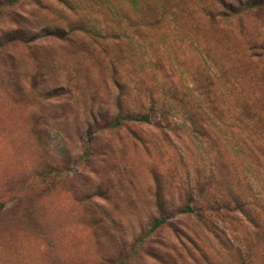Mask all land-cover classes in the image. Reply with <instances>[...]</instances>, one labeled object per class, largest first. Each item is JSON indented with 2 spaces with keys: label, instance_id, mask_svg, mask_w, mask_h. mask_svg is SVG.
<instances>
[{
  "label": "rangeland",
  "instance_id": "rangeland-1",
  "mask_svg": "<svg viewBox=\"0 0 264 264\" xmlns=\"http://www.w3.org/2000/svg\"><path fill=\"white\" fill-rule=\"evenodd\" d=\"M0 264H264V0H0Z\"/></svg>",
  "mask_w": 264,
  "mask_h": 264
},
{
  "label": "trees",
  "instance_id": "trees-1",
  "mask_svg": "<svg viewBox=\"0 0 264 264\" xmlns=\"http://www.w3.org/2000/svg\"><path fill=\"white\" fill-rule=\"evenodd\" d=\"M263 1V0H262ZM252 4H254V2H252ZM134 120H148L147 117H143V116H138V117H134ZM187 211L188 212H192V208L190 206H187ZM162 220H158L153 224V228H156L157 226H159L161 224Z\"/></svg>",
  "mask_w": 264,
  "mask_h": 264
}]
</instances>
